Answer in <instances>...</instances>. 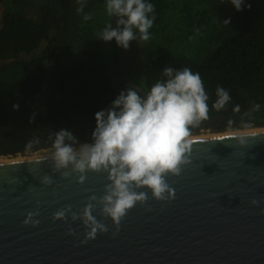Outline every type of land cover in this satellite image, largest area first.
<instances>
[{
    "label": "trees",
    "instance_id": "1",
    "mask_svg": "<svg viewBox=\"0 0 264 264\" xmlns=\"http://www.w3.org/2000/svg\"><path fill=\"white\" fill-rule=\"evenodd\" d=\"M147 2L154 4L156 19L150 40L124 49L128 77L147 91L167 79L165 67H188L199 72L209 95L206 120L231 117L199 130L263 128L264 0H245L242 11L230 0ZM86 4L77 14L78 0H0V156L49 145L62 129L93 142L95 114L133 87L122 75L116 41L99 39L116 21L107 14L106 0ZM88 13L92 19L85 21ZM134 49L139 57L131 54ZM217 86L231 98L220 110L213 107ZM254 105L262 108L240 116Z\"/></svg>",
    "mask_w": 264,
    "mask_h": 264
},
{
    "label": "water",
    "instance_id": "2",
    "mask_svg": "<svg viewBox=\"0 0 264 264\" xmlns=\"http://www.w3.org/2000/svg\"><path fill=\"white\" fill-rule=\"evenodd\" d=\"M118 51L122 75L145 91L128 77L124 49ZM192 141L191 163L167 177L175 199L158 201L141 189L147 204L129 210L118 232L97 206L93 215L109 231L94 239L82 220L69 213L67 222H54L53 214L68 205L80 213L92 195L103 196L106 173L89 171L81 184L75 175L54 174L50 157L0 163V264H264V131ZM45 175L52 185L42 183ZM37 209L39 226L25 225Z\"/></svg>",
    "mask_w": 264,
    "mask_h": 264
},
{
    "label": "clouds",
    "instance_id": "3",
    "mask_svg": "<svg viewBox=\"0 0 264 264\" xmlns=\"http://www.w3.org/2000/svg\"><path fill=\"white\" fill-rule=\"evenodd\" d=\"M78 3L77 14H82L86 0ZM230 3L237 11L245 6V0H230ZM105 7L107 14L116 18V27L109 23L99 39L115 40L125 50L132 41L150 40L149 30L156 19L154 4L147 0H106ZM83 19L91 20V13L84 14ZM224 22L230 24V19ZM163 75L167 79L156 82L147 91L128 87L108 109L98 111L92 143H78L79 138L65 129L54 133L50 156L54 174L64 178L75 175L83 184L87 173L92 171L106 173L109 181L103 196L92 195L80 213L73 211L71 205L57 210L53 214L54 222H67L70 213L73 222L82 220L87 239H94L98 233L109 231L93 215L97 206L102 216L111 218L118 232L129 210L138 203L147 204V192L141 189H149L158 201L175 199V189L167 177L180 176L183 167L191 163V130L208 118L209 95L199 72L188 67L179 70L165 67ZM216 96L213 107L217 110L223 109L231 99L222 86H217ZM19 107L13 105L14 110L18 111ZM42 183L50 186L54 180L45 175ZM251 203L259 206L261 200L253 199ZM39 215L38 209L29 211L23 223L37 227ZM74 234L69 226V235Z\"/></svg>",
    "mask_w": 264,
    "mask_h": 264
},
{
    "label": "rangeland",
    "instance_id": "4",
    "mask_svg": "<svg viewBox=\"0 0 264 264\" xmlns=\"http://www.w3.org/2000/svg\"><path fill=\"white\" fill-rule=\"evenodd\" d=\"M3 7L0 6V24L3 21L4 15H3ZM131 54L134 57H139L140 56V52L138 51V49H134L131 50ZM264 128V127H263ZM252 129H260V128H253V127H249L247 129H241V130H236V131H243V130H252ZM226 132H233V131H226ZM225 132H221V133H217V132H213L210 129H201L199 131H193L191 137H197V136H209V135H216V134H222ZM80 144L83 143H92L91 141H83V142H78ZM52 144L46 145V146H39L36 150L30 151L26 154H17V155H12V156H0V160H10V159H15V158H19V157H31V156H41V155H49L52 152Z\"/></svg>",
    "mask_w": 264,
    "mask_h": 264
},
{
    "label": "bare ground",
    "instance_id": "5",
    "mask_svg": "<svg viewBox=\"0 0 264 264\" xmlns=\"http://www.w3.org/2000/svg\"><path fill=\"white\" fill-rule=\"evenodd\" d=\"M262 131H264V128L252 129V130H243V131L225 132V133L216 134V135L191 137V140L211 138V137H219V136H230V135H235V134H246V133H253V132H262ZM50 156H51V154H49V155H41V156L35 155V156H31V157H19V158L10 159V160H8V159L0 160V163H8V162H11V161L37 159V158L50 157Z\"/></svg>",
    "mask_w": 264,
    "mask_h": 264
},
{
    "label": "flooded vegetation",
    "instance_id": "6",
    "mask_svg": "<svg viewBox=\"0 0 264 264\" xmlns=\"http://www.w3.org/2000/svg\"><path fill=\"white\" fill-rule=\"evenodd\" d=\"M78 142H83V141H78ZM52 144V143H51Z\"/></svg>",
    "mask_w": 264,
    "mask_h": 264
}]
</instances>
